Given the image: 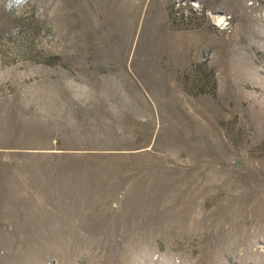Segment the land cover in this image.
I'll list each match as a JSON object with an SVG mask.
<instances>
[{"label": "rangeland", "instance_id": "obj_1", "mask_svg": "<svg viewBox=\"0 0 264 264\" xmlns=\"http://www.w3.org/2000/svg\"><path fill=\"white\" fill-rule=\"evenodd\" d=\"M0 264H264V0H0Z\"/></svg>", "mask_w": 264, "mask_h": 264}]
</instances>
